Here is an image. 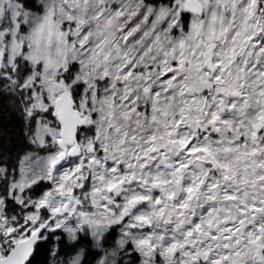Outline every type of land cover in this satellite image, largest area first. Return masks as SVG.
<instances>
[{"label": "snow or ice", "instance_id": "obj_1", "mask_svg": "<svg viewBox=\"0 0 264 264\" xmlns=\"http://www.w3.org/2000/svg\"><path fill=\"white\" fill-rule=\"evenodd\" d=\"M0 264H264V0H0Z\"/></svg>", "mask_w": 264, "mask_h": 264}]
</instances>
